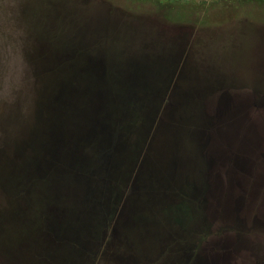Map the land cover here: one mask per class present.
<instances>
[{"label":"rangeland","instance_id":"rangeland-1","mask_svg":"<svg viewBox=\"0 0 264 264\" xmlns=\"http://www.w3.org/2000/svg\"><path fill=\"white\" fill-rule=\"evenodd\" d=\"M260 56L264 0H0V264H264Z\"/></svg>","mask_w":264,"mask_h":264},{"label":"flooded vegetation","instance_id":"flooded-vegetation-1","mask_svg":"<svg viewBox=\"0 0 264 264\" xmlns=\"http://www.w3.org/2000/svg\"><path fill=\"white\" fill-rule=\"evenodd\" d=\"M260 57L264 58V56H260ZM204 261H205V264H208L207 261H206V259H204Z\"/></svg>","mask_w":264,"mask_h":264},{"label":"trees","instance_id":"trees-1","mask_svg":"<svg viewBox=\"0 0 264 264\" xmlns=\"http://www.w3.org/2000/svg\"><path fill=\"white\" fill-rule=\"evenodd\" d=\"M171 9H172V8H171ZM171 9H168V10H171ZM168 10H165V13H166V14H169V13H168Z\"/></svg>","mask_w":264,"mask_h":264}]
</instances>
